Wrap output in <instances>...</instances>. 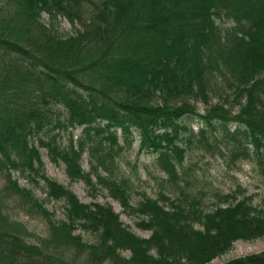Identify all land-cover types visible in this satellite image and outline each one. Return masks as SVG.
<instances>
[{
    "label": "trees",
    "instance_id": "trees-1",
    "mask_svg": "<svg viewBox=\"0 0 264 264\" xmlns=\"http://www.w3.org/2000/svg\"><path fill=\"white\" fill-rule=\"evenodd\" d=\"M89 3L6 0L0 7V264H209L237 241L263 239L264 207L250 197L214 193L226 206L202 207L207 193L185 169L183 144L198 137L199 148L221 152L220 125L232 159L257 158L264 176V0H101L92 12ZM58 17L82 30L60 35ZM225 19L235 26L223 30ZM199 103L210 106L205 114ZM186 120L204 128L195 134ZM229 123L238 127L231 135ZM137 138L139 154L156 157L164 178L157 199L143 194L133 207L129 181L113 174ZM41 150L65 166L71 185L107 191L150 237L132 232L111 204H84L47 178ZM13 173L30 185L43 181L64 218ZM12 199L47 224V237L12 220ZM225 264H264V252Z\"/></svg>",
    "mask_w": 264,
    "mask_h": 264
},
{
    "label": "rangeland",
    "instance_id": "rangeland-1",
    "mask_svg": "<svg viewBox=\"0 0 264 264\" xmlns=\"http://www.w3.org/2000/svg\"><path fill=\"white\" fill-rule=\"evenodd\" d=\"M6 0H0V7ZM101 0H92L93 3L87 5L88 11L94 10V4H98ZM91 14V13H89ZM43 21L48 26L51 25L50 19L47 16L43 17ZM54 27L60 35H74L79 30H82L80 23L77 21L72 24L63 17H58L54 22ZM219 26L223 30H230L235 25L228 20L218 22ZM226 94H231L227 89ZM226 97V96H224ZM218 97H213L212 104L218 102ZM209 105L199 103L197 109L201 114H205L209 109ZM236 109H234L235 111ZM63 113L62 110H60ZM186 124L191 125L195 134H199V131L204 128L201 122L196 120H186ZM218 137H219V149L221 152L210 153L197 146V140L194 145L189 147L187 138L183 146L187 150L185 169L190 170L191 180L193 185L198 189H203L207 196L202 202V207L206 211H212L216 205L226 206L217 199L214 193H218L221 196L235 195L238 200H241L244 196L252 199V204L255 207H264V176L262 174V168L259 166L257 158L252 157V160H233L231 156V150L233 148V142L229 139L230 136H226L221 133L220 125H217ZM236 124L229 123L228 130L230 135L237 131ZM82 129L76 130L74 133L76 137L81 135ZM139 141L133 148V150L125 151L117 159V169L114 171V177L119 180L125 179L129 181L131 205L136 207L138 202L142 199L143 194L153 199H157L160 193V186L158 180H162L164 176L157 171L155 167V159L153 155L139 154L138 152ZM252 149V148H250ZM42 161L44 163V173L47 178L58 181L62 185L68 187L77 198L84 204H111L114 211L121 217V221L136 235L142 238H149L150 233L143 232L137 228L136 224L140 221L139 217L135 215H128L124 212L123 208L115 201L111 199L108 192L100 190L99 192L90 191V189L83 183L78 182L70 184L69 179L66 176L65 166H55L50 163L45 150H41ZM83 169L86 172L91 171L89 158L86 155L83 160ZM13 178L19 181L21 187L32 189L34 195L44 202V207L50 212H54L56 219H63V203L48 202L46 194L43 191L44 182L39 181L38 186L30 185L19 173H13ZM4 181L0 175V190L4 187ZM242 191H246L243 195ZM91 194H96L93 197ZM8 214L19 223L27 226V229L38 237H47V224L39 217H28L18 206L16 199L8 201ZM83 239L88 243L95 242V237L89 234L79 232ZM264 252V238L251 242L237 241L234 243L232 250L225 256L216 259V264H225L233 259H239L250 255H258ZM126 258L130 257L129 253H124ZM215 260V261H216ZM213 261L209 264H212Z\"/></svg>",
    "mask_w": 264,
    "mask_h": 264
},
{
    "label": "bare ground",
    "instance_id": "bare-ground-1",
    "mask_svg": "<svg viewBox=\"0 0 264 264\" xmlns=\"http://www.w3.org/2000/svg\"><path fill=\"white\" fill-rule=\"evenodd\" d=\"M217 262H218L217 260L216 261L214 260L212 264H216Z\"/></svg>",
    "mask_w": 264,
    "mask_h": 264
}]
</instances>
